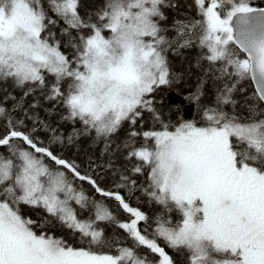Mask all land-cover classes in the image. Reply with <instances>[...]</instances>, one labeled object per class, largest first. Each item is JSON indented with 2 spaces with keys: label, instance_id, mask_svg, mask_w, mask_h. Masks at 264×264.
I'll return each mask as SVG.
<instances>
[{
  "label": "snow or ice",
  "instance_id": "snow-or-ice-1",
  "mask_svg": "<svg viewBox=\"0 0 264 264\" xmlns=\"http://www.w3.org/2000/svg\"><path fill=\"white\" fill-rule=\"evenodd\" d=\"M191 48L185 94L190 67L169 53ZM37 91L61 108L55 127L29 114L39 100L24 107ZM0 92L14 101L0 103V264H264V3L0 0ZM89 135L104 159L87 171L51 147Z\"/></svg>",
  "mask_w": 264,
  "mask_h": 264
},
{
  "label": "trees",
  "instance_id": "trees-1",
  "mask_svg": "<svg viewBox=\"0 0 264 264\" xmlns=\"http://www.w3.org/2000/svg\"><path fill=\"white\" fill-rule=\"evenodd\" d=\"M187 2H190V0H187ZM262 3H264V0H253V4L255 6H261ZM195 14H196L195 11L190 12V15L195 16ZM168 15L171 18L173 13L169 12ZM170 22H171V19L169 20V23ZM60 26H63L62 22ZM53 31H55L58 34L59 27L53 29ZM169 35H171V33H169ZM61 50L64 51L65 53H68L71 51V48L62 47ZM183 51H184L183 57L175 56L170 52L169 59L171 61L172 68L174 71H185L186 69H189L190 67V73H186L185 77L181 79L178 84L174 85L175 88H178L182 92L187 94L195 90L196 85L198 83L197 78L201 75L200 69L196 66V60H197L199 50L197 48H191V49H186ZM251 90H252V87H249L250 92ZM9 91L14 97H16L17 100H19L23 96L24 89L9 87ZM167 95H169V97L174 102L179 100V97L176 96L175 92H169L167 93ZM3 97H4V94L0 92V103H2L6 109H10L14 101H12L11 99L5 101ZM237 98L239 99V97ZM212 99H213L212 92L211 90H209L208 95L204 98V102L211 103ZM35 100H39V105L34 110H30L29 114L35 115L37 117V121H36L37 124H39V121L43 120V121L50 123L53 127H55L57 125V122L60 119L59 113L61 112V108L57 106L55 112L49 115V113L45 111V109H51L52 104L44 100L43 97L40 95L39 91L33 94H30L29 96L24 98V107L27 108L28 104L33 103ZM13 115L17 119L23 118V113L19 110L14 112ZM185 115L186 117L191 115L190 108L186 111ZM172 119H175L174 114L172 116ZM25 123L28 128H31L33 121L25 120ZM71 128H72L71 124H61L60 125V131L64 133L65 135L71 131ZM37 135L41 138V140H43L47 144L51 133H47V132H44L43 130L38 129ZM119 135L122 137L123 132H121ZM51 147L55 150L57 154L63 155L64 157L70 160L74 159L76 163L81 165L82 171L88 170L87 160L89 156H91L93 160H95L97 163H100L102 159H104L101 157V150L103 148V143L101 142V143L93 144L92 135L82 136L78 140L76 145H69L66 148L58 144H53L51 145ZM119 163H123V160H120ZM97 171H100V170H97ZM83 186L89 195H94L97 198H99L98 194H95L94 190L91 189V187L86 182H84ZM101 186L102 187L111 186L110 176L104 177V179L101 181ZM135 195L139 196L140 194L136 193ZM108 203L112 204L114 203V201H109ZM130 204L133 207L141 208V210L148 213L149 215H151L153 211V207H155V206H149L147 203L143 202V198L141 200V203L139 204H137L135 199L133 198L130 201ZM24 212L27 216H30L32 219L37 220L38 222L42 218H47L49 220H52V223L56 225V227L52 229V232L57 236L64 235L65 233L68 232L66 228H61L58 222L54 218L50 217L49 214L43 208H37L35 210H31L25 207ZM126 217H127V214L123 213V211L121 210L120 218L125 219ZM109 231L111 232V229H109Z\"/></svg>",
  "mask_w": 264,
  "mask_h": 264
},
{
  "label": "rangeland",
  "instance_id": "rangeland-1",
  "mask_svg": "<svg viewBox=\"0 0 264 264\" xmlns=\"http://www.w3.org/2000/svg\"><path fill=\"white\" fill-rule=\"evenodd\" d=\"M58 36H59V32H58V34H57Z\"/></svg>",
  "mask_w": 264,
  "mask_h": 264
}]
</instances>
